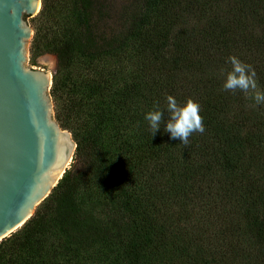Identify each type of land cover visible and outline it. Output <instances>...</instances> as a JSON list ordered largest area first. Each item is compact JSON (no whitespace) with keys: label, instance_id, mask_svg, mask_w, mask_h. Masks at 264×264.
Returning a JSON list of instances; mask_svg holds the SVG:
<instances>
[{"label":"trees","instance_id":"trees-1","mask_svg":"<svg viewBox=\"0 0 264 264\" xmlns=\"http://www.w3.org/2000/svg\"><path fill=\"white\" fill-rule=\"evenodd\" d=\"M131 2L117 29L110 0H41L74 164L0 264H264V105L223 90L232 55L264 90V0ZM169 95L201 106L187 146L145 119Z\"/></svg>","mask_w":264,"mask_h":264},{"label":"water","instance_id":"water-1","mask_svg":"<svg viewBox=\"0 0 264 264\" xmlns=\"http://www.w3.org/2000/svg\"><path fill=\"white\" fill-rule=\"evenodd\" d=\"M41 0H0V241L19 229L66 172L76 145L52 118L51 74L24 65Z\"/></svg>","mask_w":264,"mask_h":264},{"label":"clouds","instance_id":"clouds-1","mask_svg":"<svg viewBox=\"0 0 264 264\" xmlns=\"http://www.w3.org/2000/svg\"><path fill=\"white\" fill-rule=\"evenodd\" d=\"M228 62L231 64V70L226 73L223 90L233 93L239 90L251 98L255 105H264V90L259 88L255 68L235 55L228 57ZM165 111L168 112V119L164 131L171 134V139L178 138L183 145L187 146L189 137L193 133H204L205 127L203 117L200 115V104L192 98H188L181 105L173 96L169 95L167 96L166 109H161L157 103L145 115L152 136L159 131L164 122Z\"/></svg>","mask_w":264,"mask_h":264},{"label":"rangeland","instance_id":"rangeland-1","mask_svg":"<svg viewBox=\"0 0 264 264\" xmlns=\"http://www.w3.org/2000/svg\"><path fill=\"white\" fill-rule=\"evenodd\" d=\"M131 1L132 0H110V5L113 7L112 8L113 14L111 16L112 18L107 21V24L109 25L108 28H110V24L116 26L117 29H120L121 28L120 26L123 27V24L126 22V19H127V12H128L129 6L132 3ZM40 8H41V5L38 9V12L35 15H32V16L24 15L23 16V20L31 29V36L27 40L26 45H25L26 60H25L24 65L33 70H42L44 72H49L52 77L54 73L55 65H56V58L53 53L45 50L44 42L39 40V36H40L39 31L41 29V26L37 22V17H38L37 15L40 11ZM37 43H40V47L39 45H37ZM51 83H52V78H51ZM49 96H50V88H49ZM50 100L52 104V111H51L52 118L60 126L59 122L56 120V117H55V108H56L57 103L55 104L51 96H50ZM60 128L63 129L61 126ZM63 130H66L71 134L69 130L67 129H63ZM71 137H72V134H71ZM72 140L74 141L73 137H72ZM73 164H74V156L72 155V158L66 170L71 169Z\"/></svg>","mask_w":264,"mask_h":264}]
</instances>
